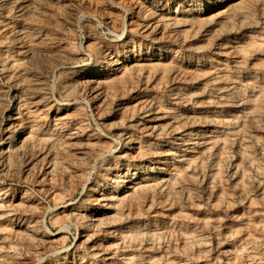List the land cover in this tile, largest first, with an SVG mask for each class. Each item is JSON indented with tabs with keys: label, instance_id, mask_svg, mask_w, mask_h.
<instances>
[{
	"label": "rangeland",
	"instance_id": "1",
	"mask_svg": "<svg viewBox=\"0 0 264 264\" xmlns=\"http://www.w3.org/2000/svg\"><path fill=\"white\" fill-rule=\"evenodd\" d=\"M0 264H264V0H0Z\"/></svg>",
	"mask_w": 264,
	"mask_h": 264
}]
</instances>
